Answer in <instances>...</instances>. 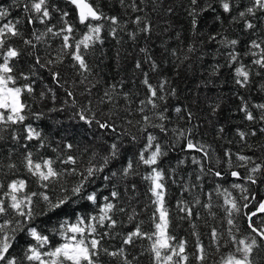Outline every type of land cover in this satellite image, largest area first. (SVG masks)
I'll return each instance as SVG.
<instances>
[{
  "label": "snow or ice",
  "instance_id": "snow-or-ice-1",
  "mask_svg": "<svg viewBox=\"0 0 264 264\" xmlns=\"http://www.w3.org/2000/svg\"><path fill=\"white\" fill-rule=\"evenodd\" d=\"M180 7L189 17L192 39L185 42L176 32L173 47L165 36L172 28L170 19L176 8L164 0H114L112 7L106 0H63L62 4L58 0H12L5 7L0 0V141L12 143L6 167L13 174V178L0 179V264H139V257L129 248L144 241L148 242L144 251L151 264H264V199H258L243 183L225 186L229 178L246 180L252 186L264 184V157L256 154L257 150L264 152V144L250 142L258 135L264 137V102L239 97L236 111L250 127L236 129L241 150L224 147L223 155L218 156L213 144L197 138L202 127L200 115L187 105H172L178 92L165 72L171 66L179 78L194 62L210 54L204 49L213 44L218 46L224 64L212 67L205 86L221 68L228 67L234 71L235 84L248 91L256 77L264 79V0H248L239 6L236 0H187V5L182 2ZM217 7L229 14L231 23L241 24L250 34L259 33L250 40L246 52L238 50L240 39L225 34L228 29L214 33L199 30L204 13L216 12ZM13 8L22 9L23 18L14 17ZM152 14L168 17L167 27L158 31ZM214 20L224 23L219 13ZM153 36L160 42L159 53L152 47ZM106 37L119 45L113 58L119 77L115 82L102 75L105 51L101 49L95 56ZM127 44L136 56L127 51ZM245 55L251 57L250 64L244 63ZM130 58L129 76L124 62ZM66 70L73 75L66 76ZM137 81L139 88H127L129 82L135 86ZM57 88L63 91V98ZM259 90L264 92V83ZM208 109L214 118L221 102L209 103ZM57 112L67 113L70 120L86 126L93 133L91 145L74 144L67 138L53 141L34 125ZM214 131L216 140L226 139L223 126ZM126 141L139 145L135 158L112 170L111 165L124 155ZM33 143L36 152L31 150ZM226 143L231 145L233 140ZM21 148L24 151L18 152ZM40 149H51L54 155H43ZM176 151L192 155L179 159L177 167H162L169 153ZM189 159L196 166L194 179L192 174H178V166ZM221 164L224 166L217 167ZM21 168L35 178L42 191H31L29 181L16 175ZM132 177L146 183L149 203L143 211L149 212V230H145V221L138 219L141 213L136 198L127 195L137 189ZM209 177L214 185L204 191ZM97 179L111 185L108 195L97 190ZM217 179L220 182H215ZM170 185H177L181 197L188 194V198H178L174 208L169 204ZM236 190L239 195L234 194ZM50 191L54 194L49 195ZM81 200L90 202L93 212L60 223L53 232L62 242L53 245L51 233L45 234L38 227V216ZM39 201L44 202V208L38 212ZM241 216L246 217L249 230L243 237L236 234L241 231ZM258 216L259 224L254 221ZM209 218L219 219L220 224L209 225L206 246L199 222L207 223ZM225 221L226 234L222 230ZM126 223L133 227L122 233ZM184 223L194 237L192 251L188 239L176 234ZM21 233L33 242L17 256L14 245ZM114 239L119 243L113 245Z\"/></svg>",
  "mask_w": 264,
  "mask_h": 264
},
{
  "label": "trees",
  "instance_id": "trees-1",
  "mask_svg": "<svg viewBox=\"0 0 264 264\" xmlns=\"http://www.w3.org/2000/svg\"><path fill=\"white\" fill-rule=\"evenodd\" d=\"M22 3L23 0H20ZM61 4L63 3V0H58ZM166 4H175V13L171 16L170 23L172 24V28L169 30L168 34L165 36V39L168 40V43L175 47L176 46V37L175 33H180V39L189 42L191 37V31H190V22L189 17L186 15L184 8L180 7L181 3L183 2L184 5H187V0H164ZM237 5L247 4L248 0H236ZM12 3V0H3V4L5 7H8ZM106 3L109 5V7H112L114 4V0H106ZM105 11L108 14H114L113 12H109L108 8H105ZM115 11H119V5H115ZM219 13L224 23L221 25L219 22L214 20V17L216 14ZM12 14L14 17L23 18L24 13L22 9L20 8H13ZM73 20H75V13H73ZM154 22H157L159 25L158 31H162L163 28L167 27V24L165 21L169 20L168 17H161L157 14H152V17ZM53 22H56L55 20ZM259 23V21H258ZM222 28L228 29L226 35H229L231 38H237L240 39L241 44L238 46V50H240L242 53L247 51L248 43L251 39L256 38V35H259V33L256 34H250L249 30L244 29L241 24H233L230 22L229 14L223 13L222 9L217 7L216 12H206L201 17L200 20V27L199 30L204 33L208 32H218L221 31ZM84 29L81 26L80 32H83ZM79 35V33H77ZM127 39V37H125ZM152 40L154 43L152 44V47L155 49L157 53H159V40L156 38V36L152 37ZM57 45L54 44L53 47H56ZM140 46H143V41L140 42ZM127 51L132 55L136 56V52L133 50V48L130 46V44H127L124 46ZM217 45L209 44L205 46V52L210 53L207 55H204L203 59L199 62H194L192 64L191 70L187 71L186 73H182L179 78L175 76L174 70L171 68V66H168L165 69L166 75H168L171 79L174 80L175 86L177 88L178 92V98L171 101L172 105H187L189 106L193 111L197 112L200 115L199 123L202 125L200 129V136H198V139H203L207 141L208 143L213 144V146L216 148V155L222 156L223 155V148L224 147H231L234 152L241 150L242 145L236 143V140H238V137L236 136V129L243 128L247 129L250 127L248 122L243 120V114L236 111V109L239 107L240 96H244L245 98L251 99L253 103H259L264 102V92H261L260 85L264 83V79L261 77H256L253 81V86L248 90L245 91L244 89H241L238 85L234 82V71L232 68L223 67L220 70V73L218 76H212L211 82L207 83V86H205V82H207L209 75L211 73L212 67L219 63L224 64V58L220 56L217 52ZM119 48V45H117L116 41L113 40L111 37L105 38V44L103 46H98L95 56L98 57L100 55L101 49L105 51L106 58L104 59L103 64L101 65V71L103 78L110 82H115V79H119V77L116 75L115 70V61H114V55L115 51ZM223 50V49H221ZM95 59V57H94ZM251 57L249 56H243V61L246 64H250ZM99 62V61H97ZM67 63V61H66ZM124 66L126 68L127 75H132V60L131 58L124 62ZM65 75H73L72 73L65 71ZM121 75H125V73H121ZM46 82L51 85L50 78H47L46 76ZM139 82L137 81V84L134 86L131 84V82L128 83L127 88L135 90L136 88H139ZM57 94L59 97L63 98V91L59 88H57ZM142 95V93H141ZM215 100H219L221 102V109L219 113L213 118L209 114L208 104L212 103ZM50 105V102H46ZM59 103V101H57ZM41 108H43L44 111H47V107H44V104H39ZM171 115L174 117L176 114L174 112L171 113ZM51 118H45L38 122H33L34 125L38 124L41 129L44 130V132L47 134V136L52 139L53 141H60L61 138H67L68 141L83 146L84 144L91 145V141L93 139V133L89 131L86 126H84L81 123L72 121L69 119L67 113H51ZM205 120L212 121V123H205ZM177 123H183L182 121H176ZM220 126H223L225 128V136L226 139L216 140V132L214 131V128H219ZM227 140H233V143L231 145H228L226 143ZM250 142L253 145L258 144H264V137L257 136L254 138H250ZM14 143V142H13ZM126 143V148L124 150V155L120 158L119 163H113L111 165L112 170H116L117 168L121 167L122 164L126 163L127 159H134L135 154L138 151L139 145H133ZM55 146V145H53ZM12 147V143L6 142V141H0V179H7V178H13V174L8 172L6 164L8 163L7 160V150ZM95 147V145H93ZM31 150L33 152L37 151V146L33 145L31 146ZM24 149H18V152H23ZM40 153L47 156L54 155L51 151V149H48L47 152H45L44 149H40ZM246 154L251 155V151L246 150ZM257 155H260L264 157V152H261L259 150L256 151ZM191 153L182 152V151H176V152H170L168 157H166L162 162V167L164 168H171V167H177V161L184 156H191ZM198 155V154H197ZM259 162V161H257ZM224 165H217V167H223ZM141 172L144 171L143 168L140 169ZM243 172V170H241ZM178 174L184 175L187 177L188 174H192L193 179L196 174V166L192 165L189 162L185 165H179L178 166ZM16 175H19L20 178L27 179L29 181V189L31 191H42V189L39 187V185L36 183L35 178L29 176L27 172H25L22 168L19 170ZM103 175V174H102ZM133 180L136 185L137 189L135 192L128 193V197H135L136 198V207L137 210L140 211V216L138 219L145 221V230L150 229V224L147 222V217L149 215V212L143 211L144 205L149 203V197L146 194V183L141 180L139 177H132L130 178ZM215 182H220L218 179ZM231 183H243L245 186L250 187V189L254 190L257 194L258 199H264V184H258V185H249L246 180H237L235 178H229L225 182V186H230ZM214 185L213 179L211 177L207 178V183L204 184V191L210 190ZM95 187L99 192H101L103 195H108V192L111 188V185L106 184L102 179H97L95 182ZM123 187V186H122ZM53 192H49V195H53ZM234 194L239 195L238 190L234 192ZM178 198H188V194H185L184 197L180 196V191L177 185H170V197H169V204L174 208L176 201ZM42 208H44V202L39 201L37 205V211L39 212ZM254 210V209H253ZM247 211V210H245ZM87 213L93 212V207L91 206L90 202L86 201H78L77 203H69L64 208L57 210L56 212H49L47 215L38 216V227L44 229L45 234H50V239L53 243V245H56L61 241V237L53 232L54 229L58 228L60 223H62L64 220L73 221L75 219L76 215H81ZM255 223H260V217L254 218ZM200 227L199 231L201 233V240L202 242L207 246L210 242V236H209V225H219L220 220H213L211 218L208 219L207 223L199 222ZM133 225L131 224H125V226L120 229V231L127 232L132 229ZM228 225L226 224V221L223 225V231H225ZM238 227L241 229L239 233H236L238 236L243 237L244 235L248 234L247 229V221L246 217H239L238 218ZM191 229L189 228V225L187 223H184L181 227H178L176 229V234L179 237H184L188 239L189 241V250H193L194 245V237L190 234ZM31 237H28L24 233H21L18 238L17 242L14 245V254L17 256L22 255L23 250L28 246L29 243H32ZM113 245H116L119 243L118 239H114L111 241ZM148 247V242L144 241L142 244H137L136 248H129V251L132 255H136L139 257V264H151V258L149 254L144 251ZM214 247V246H213ZM210 251L212 249H209ZM224 251H227V249H224ZM110 261L111 258H108ZM259 264V261H258Z\"/></svg>",
  "mask_w": 264,
  "mask_h": 264
}]
</instances>
